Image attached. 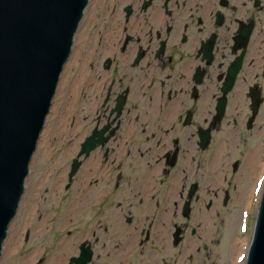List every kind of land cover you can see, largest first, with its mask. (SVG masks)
Listing matches in <instances>:
<instances>
[{
    "label": "flooded vegetation",
    "instance_id": "obj_1",
    "mask_svg": "<svg viewBox=\"0 0 264 264\" xmlns=\"http://www.w3.org/2000/svg\"><path fill=\"white\" fill-rule=\"evenodd\" d=\"M66 67L5 241L20 264H232L264 162V0H90Z\"/></svg>",
    "mask_w": 264,
    "mask_h": 264
},
{
    "label": "water",
    "instance_id": "obj_2",
    "mask_svg": "<svg viewBox=\"0 0 264 264\" xmlns=\"http://www.w3.org/2000/svg\"><path fill=\"white\" fill-rule=\"evenodd\" d=\"M89 0H0V258ZM245 264H264V190Z\"/></svg>",
    "mask_w": 264,
    "mask_h": 264
},
{
    "label": "rangeland",
    "instance_id": "obj_3",
    "mask_svg": "<svg viewBox=\"0 0 264 264\" xmlns=\"http://www.w3.org/2000/svg\"><path fill=\"white\" fill-rule=\"evenodd\" d=\"M93 10H91V12H92ZM65 69H67V67H65ZM66 70H64V72H65ZM63 82L60 84V86H59V89H58V92H57V95H56V99L57 98H59V97H61L62 96V93H63ZM62 90V91H61ZM54 112V111H53ZM52 111H51V114L53 113ZM49 115V117L47 118V122H46V129H45V131L43 132V134H42V136H41V142H40V146L41 145H45V142L49 139V136H48V134H49V126H50V124L52 123V118L51 117H53V114L52 115ZM37 155H39V152H36V154H35V156H34V158H33V161H32V166H31V171L33 172L34 171V168H35V166H36V162H37ZM255 168H256V166H255ZM33 179V175H31V177H30V180H32ZM29 186V185H28ZM239 214H240V211H238L237 212V214H236V216L238 217L237 218V220H236V225H237V222H238V219H239ZM254 214H255V211H252V212H246L245 213V218L247 219H249V221H248V224H247V226L245 227L246 228V232L248 233V243L250 242V239H251V235H252V227H253V219H254ZM236 218V217H235ZM17 221H18V219L17 220H15L14 222H13V224H12V226H11V230L13 229V227L15 228V225L17 224ZM238 226V225H237ZM235 229L237 228L236 226L234 227ZM10 230V231H11ZM239 236V235H238ZM231 238H232V242H234L235 241V243H236V241L238 240H235L234 239V234H233V231H230V237H229V242H228V245L230 244V240H231ZM243 238V237H242ZM239 245H240V249H239V251H237L236 253H234L233 252V262L235 263V261H238V259H239V257H243V255H244V248H245V245H246V243H245V240H241L240 239V243H239ZM235 247H236V244H235ZM238 248H239V246H237ZM241 247H243V249H241ZM18 243H16L14 240H13V238H11L10 239V241L5 245V248H4V251H3V254H2V258H1V261H0V264H20V255H19V251H18ZM232 253V252H231ZM231 253H230V255H231ZM229 255V256H230ZM229 256H227V257H229ZM226 257V258H227ZM227 260V259H226ZM242 264H244V263H242Z\"/></svg>",
    "mask_w": 264,
    "mask_h": 264
},
{
    "label": "bare ground",
    "instance_id": "obj_4",
    "mask_svg": "<svg viewBox=\"0 0 264 264\" xmlns=\"http://www.w3.org/2000/svg\"><path fill=\"white\" fill-rule=\"evenodd\" d=\"M80 27H81V25H80ZM80 27H79V29H80ZM79 31V30H78Z\"/></svg>",
    "mask_w": 264,
    "mask_h": 264
}]
</instances>
